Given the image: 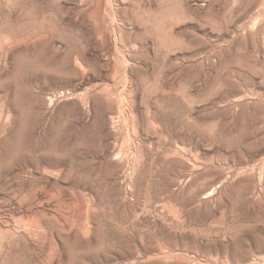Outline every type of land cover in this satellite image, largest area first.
<instances>
[{
	"label": "rangeland",
	"instance_id": "obj_1",
	"mask_svg": "<svg viewBox=\"0 0 264 264\" xmlns=\"http://www.w3.org/2000/svg\"><path fill=\"white\" fill-rule=\"evenodd\" d=\"M0 264H264V0H0Z\"/></svg>",
	"mask_w": 264,
	"mask_h": 264
}]
</instances>
